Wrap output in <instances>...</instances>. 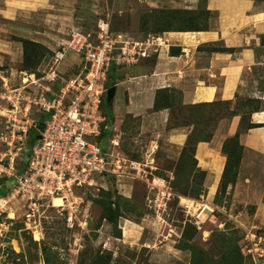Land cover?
<instances>
[{
    "label": "rangeland",
    "instance_id": "rangeland-1",
    "mask_svg": "<svg viewBox=\"0 0 264 264\" xmlns=\"http://www.w3.org/2000/svg\"><path fill=\"white\" fill-rule=\"evenodd\" d=\"M150 10L162 27H199L207 16L203 3L189 13ZM72 12L73 21L52 35L13 28L0 18V76L16 73L8 80L19 83L22 72L40 75V69L55 62L52 85L57 92L81 70L82 64L70 60L72 54L79 58L77 54L69 52L57 61L53 56L72 29L92 30L98 17H108L112 32H130L133 16L138 15L141 23L149 8L144 0H82ZM124 67L128 68L118 65L108 71L115 91L110 102L103 95L101 112L106 114L104 123L112 127L104 131L101 143L107 152L141 161L149 172L148 181L130 172L94 173L84 184L74 186L61 206L25 192L21 200L23 193L12 195L9 180L0 182V200H7L0 206V264H264V173L252 171L239 179L238 148L228 143L226 172L208 192L206 172L195 165L192 153L193 141L206 136L199 128L171 156L161 143H151L153 162H147L149 137L140 134L139 119L115 112L119 100H127L119 85ZM157 99L172 106L175 119L170 126L197 121L211 107L182 106L176 95L165 90L158 92ZM113 134L118 138L116 147L108 141ZM21 152L26 161V149ZM153 176L164 179L168 195L148 183ZM185 197L209 202L214 209L189 212L181 204Z\"/></svg>",
    "mask_w": 264,
    "mask_h": 264
},
{
    "label": "crops",
    "instance_id": "crops-1",
    "mask_svg": "<svg viewBox=\"0 0 264 264\" xmlns=\"http://www.w3.org/2000/svg\"><path fill=\"white\" fill-rule=\"evenodd\" d=\"M79 2L82 0H0V18L13 28H31L36 33L52 35L55 29L64 30L73 21L72 11ZM144 3L149 14L143 16L141 23L139 16L134 15L130 32H121L137 39L157 37V46L155 51L149 50L148 56L121 69L125 76L119 85L127 100H119L114 107L120 115L129 113L139 119L140 134L149 137L145 160L153 162L151 143H161L171 156L199 128L201 135L206 136L198 138L193 157L195 165L206 172L208 192L224 174V143L231 138L241 147L238 178L253 172L264 173V0ZM202 3L207 16L199 27H162L150 10L183 9L189 13ZM70 60L81 65L74 54ZM57 65L49 62L40 69V75L50 74L48 69ZM160 90L176 95L182 106H211L210 110L204 111L206 115L197 121L170 126L171 119H175L172 106L154 109Z\"/></svg>",
    "mask_w": 264,
    "mask_h": 264
},
{
    "label": "built area",
    "instance_id": "built-area-1",
    "mask_svg": "<svg viewBox=\"0 0 264 264\" xmlns=\"http://www.w3.org/2000/svg\"><path fill=\"white\" fill-rule=\"evenodd\" d=\"M157 39L151 35L137 39L126 32L114 33L109 18L98 17L92 30L72 29L68 40L53 51L56 61L73 52L82 64L80 72L59 91L55 92L52 85L54 68L48 69L50 74L39 76L22 72L19 83H11L9 76H0V179L11 181L12 195H55L67 202L72 188L84 184L94 173L130 172L148 181L149 172L141 161L120 152H107L101 143L104 130L110 127L104 123L106 116L101 105L110 68L148 56L149 50L155 51ZM24 141L31 142L24 146ZM108 141L113 147L118 146L116 134ZM23 148L27 151L26 161L21 158ZM148 183L163 196L169 194L163 178L153 176ZM181 204L187 207L186 202Z\"/></svg>",
    "mask_w": 264,
    "mask_h": 264
},
{
    "label": "bare ground",
    "instance_id": "bare-ground-1",
    "mask_svg": "<svg viewBox=\"0 0 264 264\" xmlns=\"http://www.w3.org/2000/svg\"><path fill=\"white\" fill-rule=\"evenodd\" d=\"M13 77L14 76H10V79ZM28 77H30V76H28ZM31 77H33V76H31ZM23 80H26V77H24ZM25 197H26V195L22 194L21 200H25ZM50 202H51V206H61L64 204L63 197L55 196V195L50 198ZM182 202L187 203V208H188L189 212L199 213L198 211L204 210V209L211 212L214 209L213 206L209 202H206L203 200H196V199H192V198L189 199V198L185 197V198H182ZM3 203H5V201L0 200V204H3ZM10 206H11V204H10ZM8 211H9V209H8ZM34 235H35V237H37V233H35Z\"/></svg>",
    "mask_w": 264,
    "mask_h": 264
},
{
    "label": "trees",
    "instance_id": "trees-1",
    "mask_svg": "<svg viewBox=\"0 0 264 264\" xmlns=\"http://www.w3.org/2000/svg\"><path fill=\"white\" fill-rule=\"evenodd\" d=\"M111 69V68H110ZM110 80H109V78H108V76H107V80H106V86H108L109 85V82ZM160 91H163V90H160ZM105 100V99H104ZM104 102V101H103ZM103 104V103H102ZM162 106H168L167 104H161V103H158V99H157V94H156V97H155V100H154V109H158V108H160V107H162ZM105 116H106V114H105ZM39 126L42 128L43 127V122L42 121H40V123H39ZM249 126H253V124H249ZM106 130V129H105ZM104 130V131H105ZM189 136V135H188ZM188 138V137H187ZM197 138H196V140L195 141H193V148H192V153H193V151H194V146H195V144H196V142H197ZM31 142V141H30ZM189 141H186L185 142V144H187ZM228 143L229 144H231V145H233V146H235V147H237L238 148V155H237V159L239 160V158H240V151H241V147H240V145L238 144V142L236 141V139L235 138H231L230 139V141H226L225 143H224V151L225 150H227L226 151V153H227V162H226V165H225V168H224V173L226 172V167H227V163H228V160H229V155H230V151H231V149H227V146H228ZM230 146V145H229ZM195 160V159H194ZM7 179H5V178H1L0 179V182H5ZM9 182H11L10 180H9ZM3 185L4 184H6V183H2Z\"/></svg>",
    "mask_w": 264,
    "mask_h": 264
},
{
    "label": "water",
    "instance_id": "water-1",
    "mask_svg": "<svg viewBox=\"0 0 264 264\" xmlns=\"http://www.w3.org/2000/svg\"><path fill=\"white\" fill-rule=\"evenodd\" d=\"M114 91H115V86L114 85H109L107 88H106V91H105V100L107 102H110L111 101V98L112 96L114 95ZM111 127H109V129L111 130Z\"/></svg>",
    "mask_w": 264,
    "mask_h": 264
}]
</instances>
